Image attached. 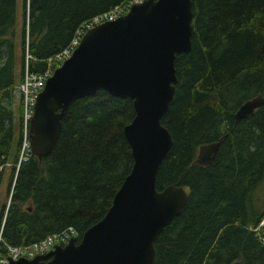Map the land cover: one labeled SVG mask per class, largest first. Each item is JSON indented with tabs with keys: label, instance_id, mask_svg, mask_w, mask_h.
<instances>
[{
	"label": "trees",
	"instance_id": "trees-1",
	"mask_svg": "<svg viewBox=\"0 0 264 264\" xmlns=\"http://www.w3.org/2000/svg\"><path fill=\"white\" fill-rule=\"evenodd\" d=\"M129 0H23L20 54L16 50V0H0V159L15 175L25 16L31 72L65 48L77 28ZM192 48L175 56V97L161 118L173 145L163 158L157 190L186 184V205L154 241L153 264H262L264 209L252 194L264 180V105L246 118L234 113L264 93V0H192ZM22 50V55H21ZM133 101L100 89L71 103L52 152L31 155L15 177L2 238L27 245L73 227L78 240L100 220L133 164L124 127ZM224 136V137H223ZM223 138L213 162H194L202 144ZM3 172L0 171V185ZM264 205V201L260 203Z\"/></svg>",
	"mask_w": 264,
	"mask_h": 264
},
{
	"label": "water",
	"instance_id": "water-1",
	"mask_svg": "<svg viewBox=\"0 0 264 264\" xmlns=\"http://www.w3.org/2000/svg\"><path fill=\"white\" fill-rule=\"evenodd\" d=\"M192 3H134L118 18L87 29L71 55L46 79L30 120L33 156L41 160L52 152L73 101L103 89L133 101L134 117L123 129L133 164L106 213L79 240L72 236L45 254L9 258L8 264L154 263V241L180 214L191 193L186 184L171 183L157 190L156 178L173 145L161 118L175 97V56L192 48ZM262 105L264 93L244 101L234 119H244ZM222 139L200 145L194 162L211 164Z\"/></svg>",
	"mask_w": 264,
	"mask_h": 264
},
{
	"label": "built area",
	"instance_id": "built-area-1",
	"mask_svg": "<svg viewBox=\"0 0 264 264\" xmlns=\"http://www.w3.org/2000/svg\"><path fill=\"white\" fill-rule=\"evenodd\" d=\"M143 0H129L118 4L111 8L108 11L97 14L92 17L90 20L82 23L77 30L73 38L70 40L68 45L63 48L58 53L48 57L46 59V68L42 73L31 72L29 70V61L34 60L33 56L28 50L29 38H28V8H27V18L25 21V40H24V51H23V71H22V80L17 85V92L19 95V103H20V115H19V125H20V134H19V145L17 158L14 163L15 167V175L13 177V183L10 190V196L13 189V184L15 181L16 173L20 167V165L27 161L31 153V144L29 137V128H30V120L33 115L34 104L36 101V97L38 93L44 87L45 81L48 77L53 74V71L56 67H58L63 60L68 58L72 51L77 47L79 41L83 35V33L93 26L102 23L104 21H110L118 18L119 16L125 14L131 5L134 3H140ZM5 165H8L7 162H3L0 159V171L3 169ZM10 196L8 198L5 213L9 206ZM5 214H3L2 220L0 222V264H8L9 258L12 260H16L20 257L25 258H33L39 254H45L49 250L53 249L55 244L65 245L72 236H77L76 231L73 227H67L66 229L58 232L47 235L44 239L34 242L32 244L27 245H11L8 242H5L2 238V229L4 226ZM260 225H264V219L260 222ZM264 241V240H263Z\"/></svg>",
	"mask_w": 264,
	"mask_h": 264
},
{
	"label": "rangeland",
	"instance_id": "rangeland-1",
	"mask_svg": "<svg viewBox=\"0 0 264 264\" xmlns=\"http://www.w3.org/2000/svg\"><path fill=\"white\" fill-rule=\"evenodd\" d=\"M22 3H23V0H16V18H17V20H16V27H15V37H16V45H17L16 46L17 54H20L19 47H20V43H21V22H22V18H23V16H22L23 15L22 14ZM26 12H27V10H26ZM26 18H27V16H25V19H24L25 21H26ZM28 18H29V16H28ZM28 21H29V19H28ZM21 55H22V50H21ZM17 85H18V83H16L14 86V92H15V96L17 98H19V95L17 92ZM6 162L8 163V165H5L3 167V169L1 170L3 172V180H2V183L0 185V212H1L2 204L3 203L7 204V201H8L7 184H8V180L10 181V174L12 172V166H13L11 158H8V160ZM12 183L13 182H11V187H12ZM251 199H252V202L255 205V207H257L260 211L264 209V205L260 204L264 201V180L255 189V191L252 194Z\"/></svg>",
	"mask_w": 264,
	"mask_h": 264
},
{
	"label": "flooded vegetation",
	"instance_id": "flooded-vegetation-1",
	"mask_svg": "<svg viewBox=\"0 0 264 264\" xmlns=\"http://www.w3.org/2000/svg\"><path fill=\"white\" fill-rule=\"evenodd\" d=\"M77 236H78V235H77ZM77 236H76V237H77Z\"/></svg>",
	"mask_w": 264,
	"mask_h": 264
},
{
	"label": "bare ground",
	"instance_id": "bare-ground-1",
	"mask_svg": "<svg viewBox=\"0 0 264 264\" xmlns=\"http://www.w3.org/2000/svg\"><path fill=\"white\" fill-rule=\"evenodd\" d=\"M29 19V18H28Z\"/></svg>",
	"mask_w": 264,
	"mask_h": 264
}]
</instances>
